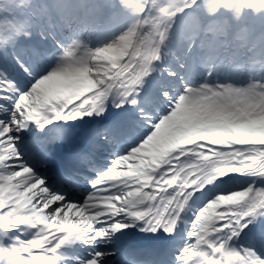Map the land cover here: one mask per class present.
<instances>
[{
  "label": "snow or ice",
  "instance_id": "1",
  "mask_svg": "<svg viewBox=\"0 0 264 264\" xmlns=\"http://www.w3.org/2000/svg\"><path fill=\"white\" fill-rule=\"evenodd\" d=\"M35 7L0 32V264H264V0ZM109 105L50 184L45 146Z\"/></svg>",
  "mask_w": 264,
  "mask_h": 264
},
{
  "label": "bare ground",
  "instance_id": "2",
  "mask_svg": "<svg viewBox=\"0 0 264 264\" xmlns=\"http://www.w3.org/2000/svg\"><path fill=\"white\" fill-rule=\"evenodd\" d=\"M84 1V0H82ZM59 3H68L66 0H58ZM74 3V0L72 1ZM114 110L112 109L111 105H109L108 110L104 113V117H108L109 113ZM119 114L121 113V110L117 109ZM117 112V113H118ZM118 115V114H117ZM121 115V114H120ZM118 117V116H117ZM116 117V118H117ZM101 117H91V118H85L83 121H75V122H70L68 125V128L71 132V142H64V141H58L55 143H50L49 145L53 148V153L56 158H60L64 160L65 162L62 163H67L70 164L71 161H75L74 157L77 152H80L83 150L82 148L88 147L89 149L91 148V143H90V138H89V131L93 127H98L96 122L100 120ZM116 118L113 117V120ZM98 119V120H97ZM118 119V118H117ZM110 123V122H108ZM50 127V137L51 138H57L62 134L61 129H52ZM32 134H26L24 136V143L29 144V148L33 153H36L39 151L40 145L38 142H36L37 139H39L40 134L37 133L34 129L32 130ZM60 133V135L58 134ZM35 141V142H34ZM90 144V145H89ZM48 145V144H47ZM95 152L93 155H95ZM67 161V162H66ZM47 168H50L47 166ZM62 167L61 169H63ZM81 172L80 167L73 168L72 171H77ZM71 187V186H69ZM182 243V240L180 241ZM195 241H193L194 243ZM120 246L125 250H134V249H141V248H147V249H159L160 245L157 243H149V242H144L142 241V235L133 231L131 232L124 240L120 242ZM149 256L147 255H141V256H136L135 259L139 263L141 260H145ZM157 257L152 256L149 257L150 260L156 259ZM144 263V262H141Z\"/></svg>",
  "mask_w": 264,
  "mask_h": 264
},
{
  "label": "rangeland",
  "instance_id": "3",
  "mask_svg": "<svg viewBox=\"0 0 264 264\" xmlns=\"http://www.w3.org/2000/svg\"><path fill=\"white\" fill-rule=\"evenodd\" d=\"M66 1H68V3H72L73 0H66ZM81 2H84V1L74 0V3H81ZM55 3H59L58 0H0V32L5 31L7 29V26L12 21L23 23L25 20H27L32 15L33 12H41L43 10L42 8H37L35 6H44V5L55 4ZM14 4L16 5L15 10H13L11 7ZM20 5H24V8H20ZM29 6H32V7L30 8ZM25 12H27V15H25ZM21 17H23V19H21ZM255 66L256 65L254 64H249V67H255ZM240 78L241 77H237V79H240ZM112 109L114 110H112L109 113L108 117L103 116V118H100V120L96 122L95 125L104 126V125L110 124L113 121H115V119L113 120V117L116 118L118 116L117 118H120L122 114L120 113L121 114L120 115L117 109L115 108H112ZM31 133L32 132H30V134ZM58 134L60 135V133ZM48 146H45L46 152L48 150ZM95 150H96V155H97L96 156L97 159H95L96 162L98 164L107 163V158L110 156L111 147L107 145H100Z\"/></svg>",
  "mask_w": 264,
  "mask_h": 264
}]
</instances>
